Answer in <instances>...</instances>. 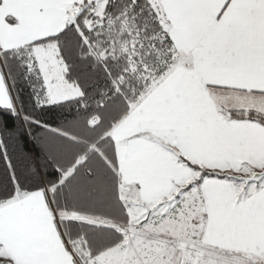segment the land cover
<instances>
[{
  "label": "snow or ice",
  "instance_id": "obj_1",
  "mask_svg": "<svg viewBox=\"0 0 264 264\" xmlns=\"http://www.w3.org/2000/svg\"><path fill=\"white\" fill-rule=\"evenodd\" d=\"M0 264H264V0H0Z\"/></svg>",
  "mask_w": 264,
  "mask_h": 264
}]
</instances>
